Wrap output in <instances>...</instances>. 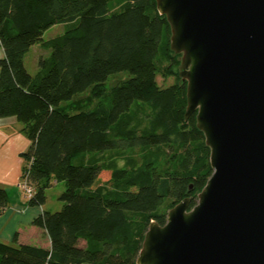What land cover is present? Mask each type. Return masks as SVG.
Returning a JSON list of instances; mask_svg holds the SVG:
<instances>
[{"label": "trees", "instance_id": "obj_1", "mask_svg": "<svg viewBox=\"0 0 264 264\" xmlns=\"http://www.w3.org/2000/svg\"><path fill=\"white\" fill-rule=\"evenodd\" d=\"M57 24L70 27L44 40ZM171 37L157 0H0V117H16L31 141L28 205L43 207L54 182L65 186L62 209L34 221L51 247L0 241V264H137L151 223L167 222L161 207L197 204L213 174L210 148L197 114L186 120ZM37 43L51 53L31 75L25 57ZM119 72L131 77L108 89ZM173 74L176 83L159 86ZM85 93L88 106L72 105ZM106 151L124 166L101 161ZM8 205L0 187V215Z\"/></svg>", "mask_w": 264, "mask_h": 264}, {"label": "water", "instance_id": "obj_2", "mask_svg": "<svg viewBox=\"0 0 264 264\" xmlns=\"http://www.w3.org/2000/svg\"><path fill=\"white\" fill-rule=\"evenodd\" d=\"M181 54L186 120L213 174L152 222L137 264H264V0H157Z\"/></svg>", "mask_w": 264, "mask_h": 264}, {"label": "crops", "instance_id": "obj_3", "mask_svg": "<svg viewBox=\"0 0 264 264\" xmlns=\"http://www.w3.org/2000/svg\"><path fill=\"white\" fill-rule=\"evenodd\" d=\"M4 56L0 46V59ZM23 129L24 125L16 117H0V187L7 191L9 198L8 208L0 215V241L49 249L51 241L48 234L34 221L44 211L57 212L59 209L49 208L47 203L43 207H30L29 199L20 188L25 167L23 154L31 146Z\"/></svg>", "mask_w": 264, "mask_h": 264}, {"label": "rangeland", "instance_id": "obj_4", "mask_svg": "<svg viewBox=\"0 0 264 264\" xmlns=\"http://www.w3.org/2000/svg\"><path fill=\"white\" fill-rule=\"evenodd\" d=\"M69 27H70V25H68V24H57V25H54L53 27H51L50 29H48L44 33L43 39L44 40H49V39H52V38H54V37H56L58 35H61ZM50 53H51V50L44 49L39 43L35 44L30 49V51L28 52V54L25 57V67H26L27 71L29 72V74L35 75L38 72V69H39V66H38L39 59L41 57L49 56ZM177 71L180 72V69H177ZM130 77H131V74L129 72H119V73L112 74L108 78V80L106 82V87L108 89H110L111 87L121 83L122 81H124L126 79H129ZM157 81H158L159 86L168 87V86H171L174 83H176L177 79H176V75L173 74V75H168L166 77L159 76L157 78ZM88 95H89V93H85L83 95L77 96V98H75V100L72 103V105H74L75 102L80 101V102L83 103V106H88L87 105V100L89 99ZM146 125H147V122L145 120V121L142 122L141 128H144ZM112 152H114V151H106L104 154H101V156H98V157H99V159L101 161L108 162L113 157V155H111V154H114V153H112ZM114 156H115V154H114ZM113 158L117 160L118 165L120 167L124 166V163H125V160H126L124 155L113 157ZM98 184H103V180H99ZM64 189H65L64 183L60 182V183H56V184L52 185V187H50L46 191L47 205H48L49 208L53 209L54 207H58L57 209H59V210L62 209L63 202L59 200V197L63 193ZM23 192L25 193L24 190H23ZM167 204H168V202H166L161 207V209H160L161 213H168L170 211V210L168 211V209H167ZM81 245H84V243L82 242Z\"/></svg>", "mask_w": 264, "mask_h": 264}, {"label": "built area", "instance_id": "obj_5", "mask_svg": "<svg viewBox=\"0 0 264 264\" xmlns=\"http://www.w3.org/2000/svg\"><path fill=\"white\" fill-rule=\"evenodd\" d=\"M0 46H1V43H0ZM25 164H26V162H25ZM26 166L27 165H25V168H26ZM29 170L27 169L25 175L22 178V182L20 184V187L25 191L28 199H30L35 193L34 189L28 184V181H27V178L29 176Z\"/></svg>", "mask_w": 264, "mask_h": 264}]
</instances>
